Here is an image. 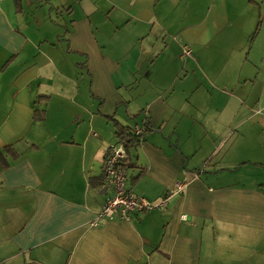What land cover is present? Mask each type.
Returning <instances> with one entry per match:
<instances>
[{
  "label": "crops",
  "instance_id": "1",
  "mask_svg": "<svg viewBox=\"0 0 264 264\" xmlns=\"http://www.w3.org/2000/svg\"><path fill=\"white\" fill-rule=\"evenodd\" d=\"M46 4L63 18L42 30L0 0V148L19 154L0 165V264H244L231 245L264 242V0ZM104 117L151 127L128 189L184 190L96 222L118 143Z\"/></svg>",
  "mask_w": 264,
  "mask_h": 264
},
{
  "label": "built area",
  "instance_id": "2",
  "mask_svg": "<svg viewBox=\"0 0 264 264\" xmlns=\"http://www.w3.org/2000/svg\"><path fill=\"white\" fill-rule=\"evenodd\" d=\"M183 54L190 55V49L184 47ZM143 131V126L135 127L133 134L140 138ZM126 157L127 152L123 143L118 142L110 146L103 165V180L111 189V193L97 213L96 222L103 218L130 219L133 213L164 207L166 200L172 194L181 193L184 190L186 183L176 182L174 188L168 191L158 203H153L146 197L134 193L126 187V167L124 166Z\"/></svg>",
  "mask_w": 264,
  "mask_h": 264
},
{
  "label": "rangeland",
  "instance_id": "3",
  "mask_svg": "<svg viewBox=\"0 0 264 264\" xmlns=\"http://www.w3.org/2000/svg\"><path fill=\"white\" fill-rule=\"evenodd\" d=\"M47 0H24V8H25V15L27 14L29 16V19L33 18L37 19V23L41 26L42 30L46 29V27H51L52 22L49 19V13H51L50 17L54 19L55 21H58L60 18L62 19L63 17H60L58 14L56 16L55 12L51 11L49 12V6L46 4ZM57 3V1H55ZM41 5L44 6V9H41ZM159 45H161L160 42H158ZM120 118L122 119L121 122L123 124H134L137 122L138 124H141V115L136 116L135 118H132L126 114L124 110H122L119 113ZM81 124H89V121L81 122ZM92 124H109V126H113V120L110 118L104 117L102 121L99 122H93ZM113 128V127H112ZM120 143V142H119ZM221 146V145H219ZM218 146V147H219ZM221 149V148H220ZM231 248L234 249V253L236 250H243L244 251V264H250L248 255L251 254L253 251H259V250H264V242H252V241H246L244 240V245L241 246H236L235 243L231 245ZM254 260V258L252 259Z\"/></svg>",
  "mask_w": 264,
  "mask_h": 264
},
{
  "label": "trees",
  "instance_id": "4",
  "mask_svg": "<svg viewBox=\"0 0 264 264\" xmlns=\"http://www.w3.org/2000/svg\"><path fill=\"white\" fill-rule=\"evenodd\" d=\"M43 114L42 112L35 111L34 113V119H40L42 118ZM111 120H113V124L116 128V136L118 138V142L123 143L126 152L127 157L130 154V151L132 148H135L142 140L144 139V136L146 135L147 131H150L151 127L148 124L147 119L143 123L144 131L140 135V138L138 136H135L133 134V129H129L128 127L121 125L116 119L111 117ZM7 155H10L12 158H17L19 154L17 153L16 149L13 145H7L2 148H0V165L2 167H6L9 165V162L6 158ZM124 159V166L126 167L128 165L127 159ZM94 181H98V177L90 178V183L93 184Z\"/></svg>",
  "mask_w": 264,
  "mask_h": 264
}]
</instances>
